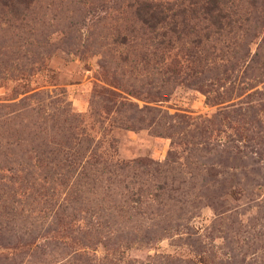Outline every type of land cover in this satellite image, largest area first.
Wrapping results in <instances>:
<instances>
[{"label":"rangeland","instance_id":"1","mask_svg":"<svg viewBox=\"0 0 264 264\" xmlns=\"http://www.w3.org/2000/svg\"><path fill=\"white\" fill-rule=\"evenodd\" d=\"M218 1L264 72V0ZM139 2L0 0V264H264V75L174 77Z\"/></svg>","mask_w":264,"mask_h":264},{"label":"trees","instance_id":"2","mask_svg":"<svg viewBox=\"0 0 264 264\" xmlns=\"http://www.w3.org/2000/svg\"><path fill=\"white\" fill-rule=\"evenodd\" d=\"M223 5H225V1L181 0L176 2L177 11L175 9L166 14V11L173 8L168 0L165 5H162L160 0H141L137 3L135 8L137 15L139 11L148 12V17L144 21L148 22L152 28L163 23L168 25V30L160 31L151 36L157 49L152 52L153 61H159L167 68L166 71H169L174 77L183 73L189 75L186 71L193 68L195 73L189 84L200 88L210 79V63L213 62L215 65L217 58L222 61L224 73L227 71L230 73L227 79L231 82L237 78L239 72L243 77L242 82L248 84L249 80L255 76L259 77L258 81H261L260 76L264 75V72L259 69H257L256 74L253 72L246 73L247 68L252 67L254 69L257 66L249 64L251 61H248L249 50L245 49L243 43H240V48L236 49L230 46L233 50L231 49L229 54L222 47L218 48L214 45L221 40L222 35H228L233 28L242 29L243 27L238 17L221 12L224 8ZM176 15L178 18H175ZM234 31L236 32V30ZM233 34L235 33L233 32ZM211 35L214 36L215 43L213 44H210ZM225 46L227 45L225 44ZM218 50L221 52L218 53ZM201 65L203 66L201 69L194 67ZM232 76H234L233 79ZM213 77L216 78V75ZM254 89L256 90L253 92L262 90V88ZM109 91L121 95L118 91L110 89ZM150 163H154V161L147 158V164Z\"/></svg>","mask_w":264,"mask_h":264}]
</instances>
